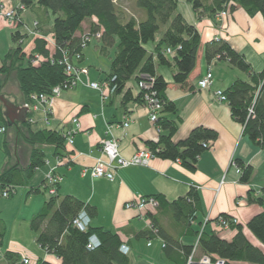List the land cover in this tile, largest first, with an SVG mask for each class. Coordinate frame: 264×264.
I'll return each mask as SVG.
<instances>
[{"label": "trees", "instance_id": "obj_1", "mask_svg": "<svg viewBox=\"0 0 264 264\" xmlns=\"http://www.w3.org/2000/svg\"><path fill=\"white\" fill-rule=\"evenodd\" d=\"M125 2L131 4L132 12L123 8ZM187 2L192 6L198 21L204 16L215 18L222 11L234 13L238 8L244 9L250 16H264V0ZM22 5L26 9H43L53 16V22L48 33L43 32L36 22L40 36L34 41L35 47L29 54L24 49L27 35H23L18 27L14 31L16 47L0 66V97H3L11 77L16 75L27 104L31 103L34 95H46L51 101L52 90L67 82L65 59L73 63L75 56L82 54L76 65L82 64L85 59L83 38L100 35L99 42L104 54L108 55L109 50L116 47L110 73L103 81H109L115 87L114 96L121 97L123 105L135 102L145 106V96L155 95L154 98L163 107L155 124L161 131L160 138L157 142L146 143V148L156 159L180 162L188 171L196 172L199 159L212 148V143L218 140L219 135L215 130L198 127L186 139L174 140L182 118L177 106L166 96L168 82L158 73L161 67L173 70V84L186 89L197 67L202 48L201 34L179 12V0H22ZM45 23L46 26L50 25ZM51 42L55 46L54 52L49 48ZM150 45L152 50L148 47ZM168 50L172 54H168ZM204 52L209 70H212L213 64L225 61L248 75L247 80L237 79L223 93L233 120L244 127V135L264 152V72L254 73L245 56L224 40L207 43ZM37 55L41 60L34 64ZM149 79L154 80L152 88L141 90L140 85ZM130 83L137 85L140 92L137 96L129 88ZM2 119L3 111L0 109ZM63 133L28 130L25 138L32 147L31 162L26 168L17 164L5 169L0 176L2 196L10 187L15 191L11 196L15 195L17 189L25 186L36 170L46 165V155L40 147L53 146L56 157L69 158ZM237 165L242 171L241 182L250 183L254 169L245 167L241 162ZM39 193L47 195L48 200L41 213L31 220L30 228L40 247L48 254L56 256L63 264H130L129 256L120 252L123 244L118 235L92 226L87 232H81L74 226V220L82 210L94 219L98 215L95 207L73 196H51L46 188L44 191L35 189L30 192ZM155 199L158 203L156 214H147L153 228L143 235H147L150 240L160 239L165 244L163 249L166 258L174 264H202L204 256L210 258V264H264V251L249 241L244 228L238 223L230 224V230L237 231L231 241L220 236L223 230L207 232L204 229L202 234L200 231L193 234L196 243L183 245L180 242L173 231L182 229L186 234L193 231L192 222L197 220V214L202 210L201 197L196 188L173 202L164 196ZM249 203L262 204L263 200L254 199L249 194ZM161 218L166 220L170 229L165 227ZM220 218L227 221L233 219L227 215ZM247 228L264 246V213L255 216ZM5 234L6 227L0 220V241ZM93 234L98 236L101 246L89 251L88 240ZM4 259L7 264H22L23 260L18 253L11 251L4 254Z\"/></svg>", "mask_w": 264, "mask_h": 264}, {"label": "crops", "instance_id": "obj_2", "mask_svg": "<svg viewBox=\"0 0 264 264\" xmlns=\"http://www.w3.org/2000/svg\"><path fill=\"white\" fill-rule=\"evenodd\" d=\"M1 3L17 8L22 4V0H0ZM26 10L31 11L34 22L40 24L43 32H50L53 20L50 13L39 7ZM181 14L189 23L194 24L201 34L202 48L196 70L191 75L186 89L173 84V70L161 67L158 73L168 82L166 96L177 106L179 116L182 118L174 140L177 142L186 139L198 127L215 130L219 135L218 140L212 143V148L199 159L196 172L188 171L180 162L155 158L147 167L118 170L113 182L106 179H92L90 170L101 157V140H117L121 155L130 159L138 151L145 149L146 143L157 142L161 131L150 121L148 109L143 104L130 102L123 105L121 97L113 94L102 106L100 94L92 90L89 85L86 87V94L85 88L82 90L76 88L61 95L60 98L52 99L46 107L51 110L49 121L44 109L31 115L25 111L27 103L19 89L18 81H14L17 90L15 97L8 98L5 92L3 95L5 101H1L0 105L3 111L0 130L6 128L5 133L0 132L5 135L2 144L5 158L0 176L5 169L17 164L22 168L29 166L32 147L25 138L28 130L31 129L33 132L54 130L60 133L73 131L76 130L73 120H79L80 129L73 136L74 145L67 149L71 163L58 169L64 180L57 195L73 196L95 207L98 215L92 219V227L118 235L122 244L130 247L131 251L128 255L130 264L174 263L166 258L163 242L160 239L150 240L147 235H143L153 228L147 216L148 212L128 210L126 205L143 198L157 196H164L166 200L173 202L185 197L192 188H196L200 194L202 210L197 214V220L192 222L194 232L189 231L186 234L182 229L173 231L183 245L197 242L193 235L195 232H201L203 229L207 232L218 230L216 221L221 216L227 215L237 220L244 228L246 237L254 246L264 251V246L247 228L255 216L264 213V152L244 135V127L233 120L230 106L218 102L213 96L215 91H226L237 79L247 80L249 77L233 68L228 62H217L212 66L214 81L211 88L209 90L199 88V82L210 69L205 59V45L212 41L228 42L235 51L245 56L254 73L264 72V16L261 14L250 16L244 9L238 8L226 19L219 20L216 16L215 18L204 16L198 21L192 6L191 8L189 6L187 14ZM25 17V15L22 17L24 24ZM45 22L50 25L46 26ZM87 28L86 25L85 29ZM2 34L5 39L8 36V40L6 39V44L0 42V66L10 51L16 47L14 32L0 21V36ZM22 34L27 35L24 32ZM37 38L30 41L26 50L28 54L34 49V41ZM98 45L99 51L106 55L101 51L102 44L99 41ZM148 47L152 50L151 45ZM49 48L54 52L55 46L52 42ZM111 64L108 70L102 73L103 75L100 74V81L91 83L105 81L110 73ZM11 79L8 87L12 85ZM129 88L133 89L135 96L140 93L135 83H130ZM125 121L130 122V127L126 130L123 127ZM47 122L50 124L47 125ZM109 126H112L111 132L108 130ZM55 150L54 147L52 152L54 161ZM44 153L49 162L46 164L48 166L36 170L26 185L17 189L21 191L20 200H4L7 201L4 204L0 202V220L6 227L5 237L0 241V264H7L4 259L7 251L18 253L21 259L26 257L33 262L63 264L59 258L48 254L40 247L36 235L30 228L31 220L41 213L48 200V196L43 193L30 194V192L35 189L45 190L46 176L55 166L52 160H48L45 151ZM238 162L254 169L250 183L241 182L242 173L238 172ZM249 194L254 199H262L263 203H249ZM1 196L0 190V199ZM11 198H14V195L7 199ZM13 211L16 214L12 218L10 214ZM10 219L11 222L14 220L12 228H17L15 233L9 231L12 224ZM161 219L165 227L170 229L166 220ZM221 233L224 234V236L220 235L223 239L231 241L237 231L224 230Z\"/></svg>", "mask_w": 264, "mask_h": 264}, {"label": "built area", "instance_id": "obj_3", "mask_svg": "<svg viewBox=\"0 0 264 264\" xmlns=\"http://www.w3.org/2000/svg\"><path fill=\"white\" fill-rule=\"evenodd\" d=\"M26 8L22 4L17 8H12L5 3L0 4V21L4 23H10L14 26H18L17 16L25 11ZM232 13L228 11H222L216 15V17L221 19L228 18ZM35 30H37L38 24L34 22ZM37 36L39 37L40 34L37 32ZM92 38H96L98 41L100 40L101 36L97 35L96 37H88L85 36L84 39V50L88 47V45L91 43ZM168 54H172L171 50H168ZM82 54H78L75 56L73 63L68 61V59H65L66 64V74H67V82L64 84L55 87L52 90V98H60L62 93L64 91H69L76 89L80 85L84 84L80 78V71L81 69L78 68L76 65V62H78L81 59ZM36 60L34 61V64H37L41 59L40 56L35 57ZM85 73H87V69L84 70ZM214 76L212 70H209L207 75L199 82V88L201 90H209L213 84ZM154 80H148L146 82H143L140 85L141 90H150L152 88V83ZM89 87L98 92L100 94L101 103L102 106L106 104V102L110 99V97L115 92V87H112L111 82H100V83H91L89 84ZM155 96V95H154ZM154 96H145V107L148 109L150 121L153 124H156L159 118V113L162 110V105L160 102L154 98ZM214 98L220 102V103H227V98L224 95L222 91H215L213 93ZM49 97L46 95H34L31 97V103L25 105V109L29 113H35L39 112L42 109H44L45 113L47 114V118L49 121V116L51 114V110H48L46 107L50 104ZM30 123H33L32 120H29ZM50 124L47 122V125ZM73 124L76 127V130L71 131H65L64 137L66 139V143L68 147H72L74 145V139L73 136L79 131L80 124L79 120L75 119L73 120ZM124 129H128L130 127V122L125 121L123 124ZM112 126L108 127V130L111 132ZM5 131V130H3ZM100 151H101V157L97 160L95 166L90 170V176L94 180L99 179H106L110 182H113L115 180V176L118 170L121 169H129L133 167H147L149 166L150 162L155 159V156L152 152H150L147 148L142 149L138 151L132 158L127 159L124 158L121 155L120 152V144L117 140L114 139H104L100 142ZM71 158H65V157H56V163L55 166L52 167L46 176L45 179V188L47 189V192L51 196H57L58 190L60 185L62 184L64 177L58 173V169L65 165L70 164ZM49 162L46 161V164ZM238 172L241 173V169L238 168ZM14 188L10 187L6 192H4L3 197L9 198L14 193ZM158 207V203L155 198H143L138 201L128 203L126 205V209L128 210H137L139 212H155ZM231 221V222H230ZM230 221L224 220L223 218H220L218 221V230H230V224H237V220L231 219ZM74 226L79 229L81 232H87L89 228L92 226V218L89 216V214L82 210L76 219L74 220ZM204 230V229H203ZM203 233V231H201ZM201 233V234H202ZM101 246V241L98 238L96 234H93L90 236L88 240V246L87 249L89 251H93ZM151 246V244L149 245ZM163 247H165V244L163 243ZM130 247L127 244H123L120 248V252L124 255H128L130 253ZM192 260V257L190 261ZM202 264H210L211 260L209 257L204 256L201 259ZM22 264H38L37 262H33L29 258H23ZM216 264H224L223 262H217Z\"/></svg>", "mask_w": 264, "mask_h": 264}, {"label": "rangeland", "instance_id": "obj_4", "mask_svg": "<svg viewBox=\"0 0 264 264\" xmlns=\"http://www.w3.org/2000/svg\"><path fill=\"white\" fill-rule=\"evenodd\" d=\"M122 5H123V8L125 10H128V11L132 12L131 4L125 2ZM189 6L191 8V5L187 2V0H179V12L187 14ZM24 15L26 16L25 17V21H26L25 24H24L23 19H22V17ZM52 19H53V16L51 15V20ZM16 20L18 21V24H17L18 26L17 27L19 28V30H21L24 33H27V35L29 36V37L27 36L28 38L25 39V41H24V42H26V44L24 45V49L27 50L30 41H32L34 38L38 37L37 36V34H38L37 32H39V31L35 30L33 15L31 13V11H28V10L23 11L22 13H20L17 16ZM52 22H53V20H52ZM5 24L13 32L16 31L17 27L14 26L13 24H10V23H5ZM6 39L8 40V36H6ZM6 39L4 38V34H2L0 36V42L6 44V41H7ZM97 46H99L98 45V40L96 38H92L91 43L88 45V47L84 51L85 56H86L85 61L82 64H78L77 65L78 68L81 69L80 78H81L82 82L84 83V84L80 85L77 88L79 90H82V89L85 88L86 89L85 92H84L85 94L87 93V88H86L87 85L91 84L92 81H100V79H101L100 74H102V73H104L105 71L108 70L109 65L112 63V60L114 59V56H115L116 47H114V48L109 50V52H108L109 55H103L99 51ZM86 69L88 71L87 73L84 72V70H86ZM14 81H17L16 75L12 76V79H11V84L12 85H10L9 87L7 85L5 87V89H4V91H3L4 93L6 92L7 97L11 98V99H13L15 97V94L17 93V90L14 87L15 86V82ZM96 83H99V82H96ZM6 89H8V90L6 91ZM73 90L64 91L62 93V95H65V94H67L70 91L72 92ZM1 101L3 102V99L0 97V105H1ZM3 130H5V131H3ZM0 132L1 133H5L6 132V128H2L0 130ZM11 134H12V132H11ZM4 140H5V135L0 134V169L2 168V166L4 164V158H5V149L3 148V145H2ZM42 150H44L46 152L48 160H52V152L54 151V147L53 146H44V147H42ZM52 162H53V165H54L56 163V160L55 161L52 160ZM46 166H48V165H46ZM20 192H21L20 190L17 191V193L14 195V198H11V199H7V198H4L3 196H1L0 202L2 204H4V203L7 202V201H4V200H12V201L13 200H20V197H21V193ZM15 203H17V202H15ZM12 213L10 214V216L13 218V215H15L16 212L13 211ZM7 215H9V212H8ZM10 222H11V219H10ZM11 223L12 224L9 227V231L12 230L13 233H15L17 228H15V229L12 228L14 220H12ZM15 223H18V222H15ZM217 229H218V226H217ZM202 231H204V230H202ZM201 233L202 232H200V234ZM221 234L224 236L223 233H221Z\"/></svg>", "mask_w": 264, "mask_h": 264}, {"label": "water", "instance_id": "obj_5", "mask_svg": "<svg viewBox=\"0 0 264 264\" xmlns=\"http://www.w3.org/2000/svg\"><path fill=\"white\" fill-rule=\"evenodd\" d=\"M1 98L3 99V102H4V101H5V100H4V97H1ZM25 111H27V110L25 109Z\"/></svg>", "mask_w": 264, "mask_h": 264}]
</instances>
